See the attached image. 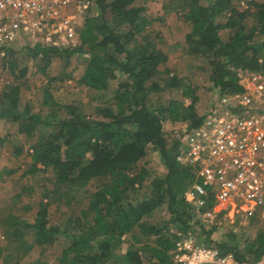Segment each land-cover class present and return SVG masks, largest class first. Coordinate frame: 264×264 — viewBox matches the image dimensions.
I'll return each instance as SVG.
<instances>
[{
    "label": "trees",
    "instance_id": "1",
    "mask_svg": "<svg viewBox=\"0 0 264 264\" xmlns=\"http://www.w3.org/2000/svg\"><path fill=\"white\" fill-rule=\"evenodd\" d=\"M165 1L166 13L175 11L188 25L183 73L160 68L168 60L163 34L147 30L153 20L140 0H86L87 13L76 27L77 44H0V57L13 76L0 91V118L18 124L27 141L32 140L28 173L51 171L48 192L61 199L76 197L77 185L101 180L83 211L88 220L86 213L75 211L51 222L48 203L42 201L33 218L14 206L6 233L17 241L14 252L20 256L35 253L57 235L71 238L59 264H172L173 256L183 251L177 232L168 231L192 228L195 210L186 193L196 178L192 166L178 160L181 141L175 133L165 135L164 121L187 122L184 130L189 132L205 121L222 95L254 91L252 75L264 71V0ZM74 55L86 57L79 78L87 87L86 100L59 104L55 92L65 77L58 73L47 76L39 110L22 101L21 79L28 66L19 65L20 58L30 59L47 75L54 60L69 63ZM205 76L218 97L200 114L196 90ZM165 91L170 99L161 104L154 95ZM5 142L6 135H0V148ZM149 146L158 150L162 175L152 176ZM22 151L23 145L15 147V153ZM213 202L209 192L201 211L211 209ZM160 210L169 217L156 221ZM251 222L218 234L217 226L201 224L199 233L206 242H200L252 264L264 256V228L252 235L247 230ZM29 232L31 240L26 238ZM126 236L140 245L121 253Z\"/></svg>",
    "mask_w": 264,
    "mask_h": 264
},
{
    "label": "rangeland",
    "instance_id": "2",
    "mask_svg": "<svg viewBox=\"0 0 264 264\" xmlns=\"http://www.w3.org/2000/svg\"><path fill=\"white\" fill-rule=\"evenodd\" d=\"M168 1V0H167ZM146 7V15L153 22L149 25L147 30L151 33L161 31L163 34L162 43L166 47L168 53V60L161 69H167L168 71L183 73L188 63L185 54V34L188 30L187 23L183 20L179 14L175 11L166 13L164 7L165 0H140ZM86 0H73L72 3L62 11V18H70L72 27L75 32L69 35L64 21H56L51 25L52 27L45 32L35 33L30 36H26L23 39L16 42V44L23 45L27 42H51L57 41L63 46H70L77 44V31L76 27L82 22L84 15L87 13ZM159 17H161L159 19ZM158 18V19H157ZM223 37L227 36L226 31H221ZM86 63V57L82 55H74L69 63L64 60H54L50 64L47 70V75L42 74L37 70L36 66L30 59H19V65L28 66V72L25 77L21 79L23 87L21 90V98L23 102L30 101L33 104L34 110L41 108L42 101V86L47 81L48 75L55 76L58 73L62 74L65 78L60 88L55 92L56 100L59 104L65 105L78 100H86L87 87L79 82L83 67ZM7 60L0 57V91L3 90L12 82V75L6 68ZM72 74V76H70ZM116 83V80L113 81ZM198 94V111L200 114H204L209 110V107L215 102L218 97L216 90L208 88L207 76L202 78L201 85L197 88ZM158 94V93H157ZM155 94L161 104H167L170 99L169 92L165 91L160 96ZM106 98L109 97L108 92ZM186 103H189L188 98L185 99ZM187 127V122H173L171 120H165L163 129L167 137H171L176 130H184ZM0 135H6V142L0 148V264H59V258L63 249L70 243L71 238L67 236L57 235L52 237L48 242H45L43 248L39 249L35 253H25L24 257L20 256L15 250L17 241L10 237L6 232L7 222L6 218L9 215L10 210L16 206L33 218L39 209L40 202L48 203V214L51 222L56 221L57 218L67 212H80L84 215V220L90 218L86 211L89 207L90 198L92 193L100 185L99 179H92L86 181L82 185H77L79 191L76 197H67L61 199L60 196L55 193L48 192L51 189V171H41L38 173H28V168L31 165V150L29 145L32 140L27 141L25 135L19 129L16 123H5L0 118ZM23 145V151L21 153H15V147ZM149 157L151 162L154 163L152 169V176L162 175L165 172V167L160 162V156L158 150L153 146L148 147ZM46 195V197H45ZM62 200V201H61ZM60 206L58 207L59 202ZM169 217L166 210L158 211L153 217L154 220H164ZM250 219L253 220L249 224L248 229L250 234L254 235L258 229L264 228V210L260 209L251 215H241L237 210L230 205L227 209L222 211H216L211 216H207L201 213H195L194 222L192 228L188 232H179L175 228H172L168 233L178 234V243L181 245L182 250L189 251L196 244L205 241V237H201L199 230L200 226L206 225L207 228H211L213 225L217 226L215 233H221L225 230L231 229L236 224L241 226H247ZM28 240L33 238V232H29L26 235ZM206 242V241H205ZM135 245L138 247L140 244L135 243L133 238L126 236L120 247V252L124 253L130 246ZM13 251V252H12ZM181 251V252H183ZM177 252L173 256L172 264H183L178 260H175ZM17 254L16 257L12 254ZM176 256V257H175ZM146 262H150V255H146Z\"/></svg>",
    "mask_w": 264,
    "mask_h": 264
},
{
    "label": "built area",
    "instance_id": "3",
    "mask_svg": "<svg viewBox=\"0 0 264 264\" xmlns=\"http://www.w3.org/2000/svg\"><path fill=\"white\" fill-rule=\"evenodd\" d=\"M72 1L0 0V44L48 31L58 20L64 21L69 35L74 34L71 19L62 18V11ZM252 80L253 92L224 94L199 127L175 131L182 144L177 158L192 166L196 178L186 193L195 213L211 216L230 205L241 215L264 209V71L254 73ZM209 192L213 205L202 212ZM175 260L183 264H246L232 254L220 255L204 243L177 254ZM252 264H264V256Z\"/></svg>",
    "mask_w": 264,
    "mask_h": 264
}]
</instances>
